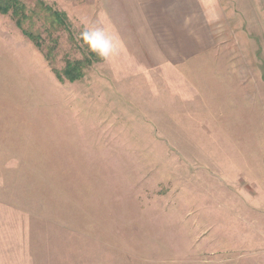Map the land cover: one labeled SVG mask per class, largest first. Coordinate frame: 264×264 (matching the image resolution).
<instances>
[{
  "label": "rangeland",
  "instance_id": "1",
  "mask_svg": "<svg viewBox=\"0 0 264 264\" xmlns=\"http://www.w3.org/2000/svg\"><path fill=\"white\" fill-rule=\"evenodd\" d=\"M213 1L189 68L114 9L0 0V264H264V3Z\"/></svg>",
  "mask_w": 264,
  "mask_h": 264
},
{
  "label": "crops",
  "instance_id": "2",
  "mask_svg": "<svg viewBox=\"0 0 264 264\" xmlns=\"http://www.w3.org/2000/svg\"><path fill=\"white\" fill-rule=\"evenodd\" d=\"M82 1L92 8L116 10L121 25L156 67L189 65L190 68L201 59L207 63L204 58L226 53L215 48V21L221 15L220 5L213 0Z\"/></svg>",
  "mask_w": 264,
  "mask_h": 264
},
{
  "label": "clouds",
  "instance_id": "3",
  "mask_svg": "<svg viewBox=\"0 0 264 264\" xmlns=\"http://www.w3.org/2000/svg\"><path fill=\"white\" fill-rule=\"evenodd\" d=\"M83 38L85 42L89 43V46L92 48L93 51H96L102 57L107 58V56L111 52V44L110 42L106 41L99 31H88L86 30L83 34ZM97 40L102 41L100 46H96Z\"/></svg>",
  "mask_w": 264,
  "mask_h": 264
},
{
  "label": "trees",
  "instance_id": "4",
  "mask_svg": "<svg viewBox=\"0 0 264 264\" xmlns=\"http://www.w3.org/2000/svg\"><path fill=\"white\" fill-rule=\"evenodd\" d=\"M79 66H80V63L77 62L75 63V61H69L67 63V66H66V69H65V72L66 73H71L73 72V74L76 76V77H80L81 76V72L79 71ZM72 79V78H71Z\"/></svg>",
  "mask_w": 264,
  "mask_h": 264
}]
</instances>
